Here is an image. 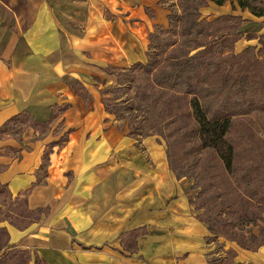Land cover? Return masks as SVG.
<instances>
[{
	"label": "crops",
	"instance_id": "1",
	"mask_svg": "<svg viewBox=\"0 0 264 264\" xmlns=\"http://www.w3.org/2000/svg\"><path fill=\"white\" fill-rule=\"evenodd\" d=\"M170 13L163 0H0V185L32 210L48 208L24 229L10 219L0 226L9 245L31 251L30 264L36 254L45 264H151L147 255L157 246L167 250L163 264H211L207 223L191 201H138V210L136 201H103L104 186L114 189L121 170L103 162L140 138L105 108L102 89L118 82L108 68L146 62L150 34L169 24ZM248 14L256 25L250 31L263 34L264 16ZM257 41L242 36L235 46L240 52ZM23 113L46 127L6 131ZM192 184L180 192L197 194ZM166 217L192 221L195 232L182 227V242L147 246L152 226ZM136 229L146 232L134 236ZM235 262L264 264V246L238 248Z\"/></svg>",
	"mask_w": 264,
	"mask_h": 264
},
{
	"label": "trees",
	"instance_id": "2",
	"mask_svg": "<svg viewBox=\"0 0 264 264\" xmlns=\"http://www.w3.org/2000/svg\"><path fill=\"white\" fill-rule=\"evenodd\" d=\"M237 1L242 9L264 16V0ZM208 2L194 0L187 4V0H180L183 13H172L168 28L157 25L150 34L148 60L137 62L130 69L138 67L151 78L148 89L138 90L135 95L146 102L143 111L151 116L146 124L135 126L130 122L129 126L133 134L158 136L177 178L193 179V188L200 191L191 203L198 210L204 209L199 218L212 231L217 226L224 228L216 233L237 244V248L231 246L227 251L231 256L229 264H239L235 262L238 248L256 251L264 246V33H247L248 38H259L258 50L251 45L236 53L234 45L245 31H234L237 26L225 22L233 18L243 21V17L230 13L212 20L200 19V8ZM221 24L225 27L220 28ZM222 30L227 33L217 37ZM163 33L169 36L163 38ZM199 33L211 38L197 42L194 36ZM108 70L117 75L119 86L102 89L105 108L119 119L126 118L119 109L129 111L132 105L117 101L113 106L107 95L124 88L122 80L128 71L114 67ZM73 87L85 99L90 98L82 85ZM17 122L18 126L7 124L6 131L19 132L29 125L46 127V123L35 121L26 113L18 115ZM237 123L246 125L239 135ZM253 141L259 142V147ZM209 153L216 162L203 161ZM224 182L228 186L224 187ZM3 194L0 222L10 219L24 229L39 220L43 211L48 212V208L30 209L27 198H14L7 186L0 185V197ZM217 200L220 202L215 220L212 204H217ZM223 215L229 219L221 218ZM236 221L255 222L259 230L249 235L231 233ZM145 232L132 231L134 236ZM9 242L8 229L0 226V264H30L31 251L15 249ZM35 264H45L37 254Z\"/></svg>",
	"mask_w": 264,
	"mask_h": 264
},
{
	"label": "rangeland",
	"instance_id": "3",
	"mask_svg": "<svg viewBox=\"0 0 264 264\" xmlns=\"http://www.w3.org/2000/svg\"><path fill=\"white\" fill-rule=\"evenodd\" d=\"M196 1V0H195ZM163 2L167 3L168 7L171 10V13L169 14V22L172 20L171 14H182L183 9L179 5L180 0H163ZM194 3V0H187L188 3ZM248 12L250 10L248 8L242 9L239 6V3L237 0H224L222 4H218L215 0H209L208 4L205 6H202L200 8V19H206V20H212L214 18H217L222 15L226 14H235V15H241L243 17V21H239L237 18H233L225 22V25H231V26H237L234 31H245L250 33L251 28L254 26L256 27L255 23L251 21V19L247 18ZM247 13V14H245ZM253 15L252 12L251 14ZM224 24H221L219 27L224 28ZM254 25V26H253ZM166 28L169 27V24L165 26ZM253 30V29H252ZM227 33V30H222L217 34V37H220ZM255 33V32H254ZM163 38H167L169 36L168 33L161 34ZM196 37L197 42H204L206 40H209L211 37H207L204 33H199L194 36ZM244 38H248L249 36L243 35ZM259 44V45H258ZM251 46V45H249ZM256 49L258 50L261 45L257 41ZM239 47V45H238ZM239 48H237L234 45V51L236 53H239ZM241 52V51H240ZM126 68L128 71L125 73V76L123 77L122 84L123 89L110 92L107 97H110L109 103H111L113 106L117 101L127 102L129 105H132V109L127 110H121L122 113L126 116V118H118L121 122V125L129 124L130 122L135 125L139 126L140 123L146 124L148 122V118L151 116V113H148L146 111H143V106L146 102H143L142 100L139 101L135 95L138 90L146 91L148 89V84L150 82V76L146 75L145 73L141 72L138 67L130 69ZM119 83L115 84L117 86ZM119 86V85H118ZM143 99V98H142ZM121 102V103H122ZM183 103V101H182ZM122 105V104H121ZM256 118V117H255ZM235 127L238 128V135L242 133L244 130V127H246L245 124H239L237 123ZM234 127V128H235ZM137 134H134L136 136ZM261 135L264 136V133L261 132ZM138 143H136V146L132 148L129 151H123L120 153H117L115 155H111V157L103 162V165L109 164L114 165L116 167H120L121 170L117 175V181L114 184V189H111V187L104 186L103 189V201H136V210L139 209L138 201H151V205L154 206V203L159 200H166V201H191V199H195L196 195L200 191V189L197 188V194L189 195L187 192H180L181 185H186L187 182H192L193 179H189L187 177H184L181 184L177 183L174 179H172V172L170 170L167 171L166 162L167 157L165 154V144L164 143H158L156 135L152 137L145 138L143 136H139ZM143 139H145L143 141ZM256 147H259L260 143L253 141ZM158 143V144H157ZM240 149H243L240 147ZM205 154V153H204ZM208 159L213 160L216 162L212 154H207L204 156L203 161H206ZM129 170H132L134 172H130ZM146 171V173H144ZM162 172V173H161ZM163 172H166L164 174ZM144 173L145 177L149 180L142 179ZM193 185V184H192ZM223 186H228L225 182L223 183ZM193 188V186H192ZM189 192V191H188ZM178 193V194H177ZM180 193V194H179ZM196 193V192H195ZM210 194V193H209ZM209 196V195H208ZM114 197V198H113ZM4 198V194L0 197V201ZM113 199V200H112ZM220 201L217 200V204H212V210L213 212V219L217 220V213L218 211V203ZM216 203V202H214ZM194 205V204H193ZM7 207V206H6ZM195 207V205H194ZM196 208V207H195ZM197 209V208H196ZM125 210L124 207H121V211ZM204 209H201L199 213L203 212ZM227 213V212H225ZM224 213V215H225ZM221 216V218L226 219L228 217ZM143 218V214H137V217ZM229 219V218H228ZM140 220V219H139ZM143 222V220L139 221ZM233 220V218L231 219ZM155 226H152V234L151 236H148L146 241L147 246L151 247L152 240H156L159 242V240L163 239V241H171L176 242V240H179L182 242L184 240L183 237H181V228L183 227L185 230L194 233L196 229V224H194L192 221H188V219L184 220H178L175 221L172 218L163 219L162 221L158 222ZM207 223V222H206ZM208 227V235L205 237V241L207 242L208 247V261L211 264H229L231 256L229 251L227 249L229 247H237V244L231 241L226 240L223 235L218 234L216 232L224 231L223 227L215 226L216 229L213 231L210 229L209 224L207 223ZM233 229L231 233H250L251 231L258 232L259 225L255 222H248V223H242L241 221H236L235 226L232 227ZM190 240L193 239L192 237L189 238ZM196 242L195 238L190 241L192 245ZM145 243V242H144ZM156 245V244H155ZM148 247V249H149ZM147 256H149L151 259L149 260L151 264H163L162 260H167V250L159 249V246L152 252L149 253ZM169 261V260H167ZM159 262V263H157ZM168 264V262H167Z\"/></svg>",
	"mask_w": 264,
	"mask_h": 264
}]
</instances>
